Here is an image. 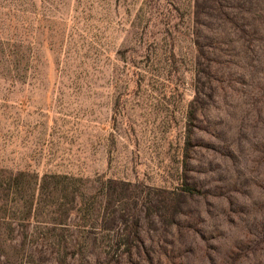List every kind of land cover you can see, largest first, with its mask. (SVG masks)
Masks as SVG:
<instances>
[{
    "label": "rangeland",
    "instance_id": "1",
    "mask_svg": "<svg viewBox=\"0 0 264 264\" xmlns=\"http://www.w3.org/2000/svg\"><path fill=\"white\" fill-rule=\"evenodd\" d=\"M0 264H264V0H0Z\"/></svg>",
    "mask_w": 264,
    "mask_h": 264
},
{
    "label": "trees",
    "instance_id": "2",
    "mask_svg": "<svg viewBox=\"0 0 264 264\" xmlns=\"http://www.w3.org/2000/svg\"><path fill=\"white\" fill-rule=\"evenodd\" d=\"M183 189L186 191V192H188V193H193L194 192V188H192V187H189L188 185H185L184 187H183Z\"/></svg>",
    "mask_w": 264,
    "mask_h": 264
}]
</instances>
